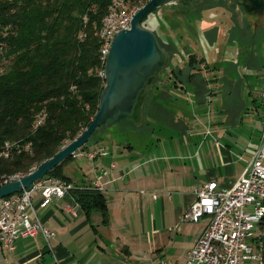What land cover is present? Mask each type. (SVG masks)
Listing matches in <instances>:
<instances>
[{"label": "crops", "instance_id": "1", "mask_svg": "<svg viewBox=\"0 0 264 264\" xmlns=\"http://www.w3.org/2000/svg\"><path fill=\"white\" fill-rule=\"evenodd\" d=\"M223 85L222 82L214 88L210 97L201 94L198 97L195 92L191 97H170L164 108L158 106L150 111L152 117L148 119L155 123V128L151 123L134 131L142 153L135 151L136 144L130 139L123 143L117 135L129 131L119 127L104 129L89 148L91 151L104 149L108 155L98 157L89 172H85L82 162L75 161L76 169L67 166L64 173L78 186L92 185L96 177L101 180L109 222L102 223L98 212L87 215L73 195L40 207V195L36 194L34 217L54 234L53 238L48 242L40 232L35 238L17 241L13 251L0 246V264L159 263L173 259L170 246L177 244L180 237L182 244L188 246L187 256L209 223L201 226L200 221L194 225L185 218L197 199L196 190L211 181L230 189L248 168L260 146L247 162L243 158L244 165L236 166L238 159L233 148L235 140L239 144L236 134L245 122L244 115H248L249 121L257 115L262 121L259 131L262 136L264 133L262 97H234L237 83L229 81L227 94L221 88ZM211 131L219 140H214L206 149L205 142ZM161 137L176 141L168 146L184 152L179 153L178 159L182 161L201 157L203 149V159L207 161L211 157L221 164L205 167L202 161L199 168L187 164L165 168L154 165L159 159L152 154V148H160ZM181 226L185 227V233L177 232ZM173 261L183 263L179 258Z\"/></svg>", "mask_w": 264, "mask_h": 264}, {"label": "trees", "instance_id": "2", "mask_svg": "<svg viewBox=\"0 0 264 264\" xmlns=\"http://www.w3.org/2000/svg\"><path fill=\"white\" fill-rule=\"evenodd\" d=\"M116 1L0 0V155L8 154L0 156V186L16 176L29 175L55 157L85 132L98 113L106 84L101 32ZM119 1L128 9H141L149 2ZM193 65L190 68L197 71ZM173 85L182 91L189 86L200 96L191 82L179 79ZM169 98L148 97L143 126L152 123L155 128L148 119L152 117L150 111L164 108ZM122 123L134 127L126 121L116 125ZM105 128L96 130L82 150H90L98 132ZM73 161V156L68 158L45 178L71 184L64 169ZM73 187L76 204L87 215L100 213L102 223L107 224L109 211L104 194L92 185ZM260 225L254 243L264 264V215Z\"/></svg>", "mask_w": 264, "mask_h": 264}, {"label": "rangeland", "instance_id": "3", "mask_svg": "<svg viewBox=\"0 0 264 264\" xmlns=\"http://www.w3.org/2000/svg\"><path fill=\"white\" fill-rule=\"evenodd\" d=\"M118 1L119 0L115 3ZM229 1L230 0H203L200 5L188 8L175 5L167 6L150 16L144 23L145 28L156 33L160 43L170 52L172 58L170 66L165 69L155 81L149 99L159 96L191 97L193 91L189 86H187V88H189V90H187L190 93L182 91L180 86H177L179 87L178 89L174 87L173 84L179 79L195 84L202 97H210L208 96L210 92L212 96L217 86L222 82L224 85L221 86V88L223 92L227 94L230 80L237 83V90H235L234 97H262L264 93L262 87L264 83V25L256 29L253 25L254 23L249 21L246 17L241 19L238 10L236 11V5L230 4ZM126 9L131 10L128 8ZM192 57H195L198 62L194 63ZM232 63H237V65L234 66ZM192 65L197 71H193V69L190 68ZM180 69H183V72L179 73ZM223 72H225V75ZM191 75L193 80L189 78ZM214 88L215 90H213ZM208 89L212 90L209 91ZM208 91L209 93H207ZM244 116L245 122L241 128H239V131H237L238 134H236V136H239V144H237L235 140L233 148L235 153L234 156L238 159L236 160V166L244 165V162H247L251 158L254 150L258 148L262 142V133L259 131L260 129L258 127L261 121L260 118L255 115V117H251V121H249L248 115ZM261 116L264 118V104L261 108ZM144 122L146 123L145 120ZM111 127H119L121 130L125 129L129 131L125 134L117 135H120V140L124 143L126 140L130 139L134 145L136 144L135 151L142 153L141 151L143 149L141 145L136 143L138 142V136L134 134L137 128L127 123ZM101 134L102 131L98 132L95 139L100 138ZM113 135L117 136L116 133ZM208 136L209 139L205 142L206 149L207 145H211L214 140H219L218 136L212 131ZM161 138V141L159 143L157 142L160 148H152V154H155L159 159L154 165L165 168L170 165L185 166L187 164L199 168L202 165V161L205 167L221 164H218L219 161L211 157L207 158V161L205 158L203 159V149L201 157H196L193 161H182L178 158L180 156L179 153L183 151H174L168 146L169 143L172 144L176 141H171L168 138ZM95 139L93 141H95ZM220 139L224 143L227 142L225 138ZM93 141H91V143ZM212 153L216 155L215 150H212ZM0 156L6 157L5 155ZM240 156H242V158H240ZM243 158H245V161ZM75 161H77V163L78 161L82 162L85 165L83 168L85 172L91 171L93 169V164L96 162V160H89L87 158H74V161L67 166L76 169L77 163H75ZM17 178L20 177L16 176L12 180H17ZM71 184L76 185L73 181ZM0 187H2V185ZM167 217L169 219L170 215H167ZM208 222L209 218H205L203 221L201 220V226H205ZM192 224L196 225L197 223L192 222ZM177 232L185 233V227L181 226L177 229ZM182 242L183 239L180 237L177 244L173 243L170 246V256H173L171 257L173 258L172 260H176V258H179L181 261L183 260L182 264H184L188 246L184 243L182 244ZM258 245L261 246L259 243ZM258 253H260V251H258Z\"/></svg>", "mask_w": 264, "mask_h": 264}, {"label": "built area", "instance_id": "4", "mask_svg": "<svg viewBox=\"0 0 264 264\" xmlns=\"http://www.w3.org/2000/svg\"><path fill=\"white\" fill-rule=\"evenodd\" d=\"M139 9L119 10L120 19L110 20V40L116 30L130 29L135 13ZM105 54L107 58L110 49ZM264 89V83L262 85ZM264 100V93L262 95ZM8 156L7 153L1 154ZM104 149L78 150L73 158L96 160L107 156ZM2 183V186L11 182ZM99 192L104 191L101 180L96 177L92 182ZM73 185L62 180L44 178L22 192L0 200V246L13 251L17 241L35 238L42 232L49 242L54 234L45 229L35 218L34 196L40 195V207L53 200H62L72 195ZM264 192V133L262 142L248 168L230 189L222 188L218 182L211 181L196 190L197 199L189 207L185 218L198 223L209 218V223L194 247L187 253L184 264H256L252 255V224L261 211V199ZM75 200V199H74ZM79 206V205H78ZM80 207V206H79ZM146 264H175L173 260Z\"/></svg>", "mask_w": 264, "mask_h": 264}, {"label": "water", "instance_id": "5", "mask_svg": "<svg viewBox=\"0 0 264 264\" xmlns=\"http://www.w3.org/2000/svg\"><path fill=\"white\" fill-rule=\"evenodd\" d=\"M203 0H149L139 9L130 29L118 32L106 59L105 87L100 96L99 111L75 141L55 157L40 165L34 172L18 181L0 187V200L30 188L44 179L90 141L96 130L123 121L136 128L144 124V108L155 81L171 64V55L164 49L156 34L143 23L156 11L167 6L194 7ZM239 16L253 22L257 29L264 25V0H230Z\"/></svg>", "mask_w": 264, "mask_h": 264}, {"label": "bare ground", "instance_id": "6", "mask_svg": "<svg viewBox=\"0 0 264 264\" xmlns=\"http://www.w3.org/2000/svg\"><path fill=\"white\" fill-rule=\"evenodd\" d=\"M122 9H124L123 2L118 1L117 3H115L113 9L111 10L110 14L108 15V17L105 21V27H104V30L102 32V39H103L102 60L104 62H106V59H107V58H105V54H106V51L108 49V42L110 40V28H109L110 20H111V18L112 19H120V12H118V11L122 10ZM120 31H122V30H116L115 34L120 32ZM115 34H113L111 37V41L109 42V49H111L112 41L114 39ZM263 215H264V192H263V196L261 199V211H257V216L255 217V220L253 221V224H252V239H253V241H252V255H254V257H255V262L259 263V264L262 263V255L260 253H258V251L256 250V246H255L254 241H255V238H256L257 233L259 231V226H261L260 223H261V219H262Z\"/></svg>", "mask_w": 264, "mask_h": 264}, {"label": "flooded vegetation", "instance_id": "7", "mask_svg": "<svg viewBox=\"0 0 264 264\" xmlns=\"http://www.w3.org/2000/svg\"><path fill=\"white\" fill-rule=\"evenodd\" d=\"M230 2V1H229Z\"/></svg>", "mask_w": 264, "mask_h": 264}]
</instances>
